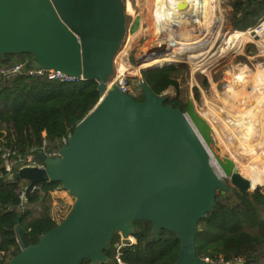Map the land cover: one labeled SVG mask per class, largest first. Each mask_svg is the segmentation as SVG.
I'll return each instance as SVG.
<instances>
[{
	"label": "water",
	"instance_id": "water-1",
	"mask_svg": "<svg viewBox=\"0 0 264 264\" xmlns=\"http://www.w3.org/2000/svg\"><path fill=\"white\" fill-rule=\"evenodd\" d=\"M179 1L178 9L188 10ZM126 15L122 0H0V57L28 55L26 71L94 80L102 95L58 157L41 154L44 167L26 165L10 175L29 182L26 199L38 184L56 182L75 203L36 245L27 240L18 218L22 252L8 264H107L105 251L114 237L129 243L134 223L143 221L152 224L154 236L169 231L177 237L176 264H215L198 255L200 221L215 208L219 192L258 188L233 160L211 151L213 129L192 99L183 112L167 106L168 97L156 96L143 80L144 102L110 85L127 36ZM199 35L204 38L206 32ZM209 45L200 39L182 55ZM173 46L158 45L148 56L170 54ZM141 63L142 58L136 65ZM149 68L140 67V73Z\"/></svg>",
	"mask_w": 264,
	"mask_h": 264
},
{
	"label": "trees",
	"instance_id": "trees-1",
	"mask_svg": "<svg viewBox=\"0 0 264 264\" xmlns=\"http://www.w3.org/2000/svg\"><path fill=\"white\" fill-rule=\"evenodd\" d=\"M123 1V0H122ZM233 8L231 25L234 31H246L255 27L264 16V0H230ZM124 3V1H123ZM129 18L126 15V28ZM249 48V47H248ZM30 60L28 55L1 56L0 70L21 66L25 69ZM219 62L209 69L210 74ZM221 63V62H220ZM185 65H164L141 72L142 78L156 96H165L170 90L176 95L169 97L167 106L187 109L180 79L187 74ZM139 93L130 95L144 102L140 80ZM204 89L209 87L207 78L202 77ZM130 83V80H129ZM199 99V90L195 89ZM102 95L99 83L94 80L64 83L47 77L29 76L23 73L7 77L0 75V255L2 264H8L22 252L17 234V219L27 240L38 244L40 238L56 228L68 214L58 220L54 214L61 210L66 201L57 196L64 191L56 182L41 183L26 199L29 182L12 180L4 156L12 162L26 160L43 165L41 154H57L66 144L76 126L94 109ZM45 143L47 146L45 147ZM45 149L43 150V148ZM26 165L21 163L19 167ZM264 176V166L262 167ZM261 176V177H263ZM264 179V177H263ZM260 180V181H259ZM252 187L264 186L261 178ZM228 183V182H227ZM68 204L73 208L74 198ZM72 207L70 208V206ZM68 211V213H70ZM135 243H127L120 249L124 264H176L181 252V243L169 231L152 235V224L137 222L133 225ZM121 244L116 235L105 253L107 264H119L116 259L117 246ZM198 255L215 264H264V189L243 193L238 189L219 192L215 208L200 221L197 235ZM82 264H91L85 261Z\"/></svg>",
	"mask_w": 264,
	"mask_h": 264
},
{
	"label": "rangeland",
	"instance_id": "rangeland-1",
	"mask_svg": "<svg viewBox=\"0 0 264 264\" xmlns=\"http://www.w3.org/2000/svg\"><path fill=\"white\" fill-rule=\"evenodd\" d=\"M123 1L126 7L127 16L129 18L128 27H127V36L120 50V53L118 54L116 58L115 72H114L111 82L121 72L128 73L129 75H131L129 76L130 86L136 95L139 93L138 92L139 90L138 89L136 90V88H138L136 80L137 79L140 80L142 78V75L139 71L141 69L149 68V67H143L142 63L141 65H136V62L140 58H142V62L146 59L153 58V56L152 57L148 56L149 52L152 49L158 47L157 45L158 41L156 40L157 37L154 36L155 26L152 24V20H151V16H153L154 14L152 10L154 7L152 3L151 13L150 15H147L149 13V6L145 5V3L141 2L140 0H123ZM151 1L152 0H148L146 2H148L149 4ZM220 8H221V14L224 17V21H225L224 30L222 32V36L217 41L216 45H214L213 51L212 52L210 51L211 54L208 52L210 50L209 49L210 47L208 46L205 50H203L205 52L201 51L199 53H196V52L190 53L188 54V56L179 55L175 58H171L172 59L171 62L172 61L180 62L181 64H184L185 68L187 69L186 71L187 74L185 76H182L180 79L181 87L184 92L183 94L184 96H186L185 98L187 100L192 99V101H194L197 112L200 114V116H202V118H204L208 122L209 125H211L213 129V132H212L213 143L211 146V151L217 154L220 158H224V157L230 158L231 160L235 162L238 168V171L241 170L243 172V169H244V171L248 173L247 175L254 177V173H256L257 170H261L262 167L264 166V153L261 156V161L259 162L262 164H260V166L257 167L258 165L251 164L250 161L247 162V159L249 157L248 154L247 155L236 154L235 152L232 151L233 148L234 149L238 148V151L241 152L242 147L240 146L239 143H238L239 146L236 144V142L237 141L239 142V140L235 139L236 137L234 138L233 130L230 128V123L228 124L229 121L232 124L233 122L232 119L234 118V115L232 116V118L231 116H229V114L233 110L234 105H230L232 103L230 102V100H228V98L233 99L234 97H233L232 92L230 91L226 92L225 89L229 86V84H232L233 86H235L233 84L235 82L233 81L237 77L236 75L240 72L238 70L243 69L248 74H250V77L248 78H251L254 74H258V76L255 77V82L251 84L252 85L255 84V90H258L259 92L261 90L264 91L263 89L264 53H262V51L259 52L257 46L254 44L248 46L249 48L243 45L240 49L241 51H235L236 45L232 39V36L236 31L233 32L234 28L231 25V17H232V12H233V8L231 7V1L230 0H220ZM221 14H218V13L214 14L213 16L215 20H218ZM135 18L137 19V25L134 27L133 19ZM178 23L179 24L177 25L173 24L172 26H169L168 30L174 32L173 30L175 29L176 32L174 33L176 34V36H179V37L181 36L184 39L187 38V36L185 35L189 33H194V32L195 33L192 34V37L197 36L199 38L200 36L199 30L205 29L202 26H200L201 27L200 28L199 26L193 25L191 23V20L189 21V19H181L178 21ZM171 27H174V29H172ZM214 31L216 30L213 28V31H211V34L213 37L210 36V40L214 38L215 36ZM207 35L208 34H206V36ZM161 56H165V54ZM161 56H158V57H161ZM195 56H201V57L208 56L204 58V60L206 59L205 61L208 60L209 62H212L211 60H213V61H216L213 64H216L217 62L219 63L210 74H206L202 72L201 70L203 69V67L193 70L194 69L192 68L193 64L191 63L190 59L194 58ZM171 62L167 61V62L161 63L158 65V67H162ZM233 74L234 76L232 77ZM202 77L207 78L209 82V87L207 89H204V87L202 86V81H201ZM195 89L199 90V99L198 97H196L197 92L195 91ZM258 91L254 95H256ZM246 93L251 94L252 92L250 93V91H246L245 94ZM249 94L246 96H243L239 100V103H241V106H246V104H248L250 100H253L250 103H254L255 96H253V94L249 96ZM175 95H176V91L173 89L168 91L165 94V96H167L168 98L174 97ZM258 95L259 94H257V96ZM215 104H216L215 106L216 112L219 109V111L221 112L220 113L221 115L215 114L214 116V112L211 110V108ZM225 106L232 109L230 113L222 112V108ZM249 108L250 107L248 106L247 109ZM234 140L236 141L234 142ZM213 163L215 165V168L219 172L220 176L222 177V179H224V181L226 182H229V179L225 176V174L219 168V166L217 165L214 159H213ZM263 177H261L262 181L264 180ZM258 188L264 189V186L258 187ZM64 194H65L64 198L66 201V205H64L61 210L56 209V211H54V214L58 220H61L64 214L66 215L69 214L68 204L71 203L72 198H68L66 197V193ZM72 205L70 206V208L72 207Z\"/></svg>",
	"mask_w": 264,
	"mask_h": 264
},
{
	"label": "bare ground",
	"instance_id": "bare-ground-1",
	"mask_svg": "<svg viewBox=\"0 0 264 264\" xmlns=\"http://www.w3.org/2000/svg\"><path fill=\"white\" fill-rule=\"evenodd\" d=\"M140 1L145 3V5L149 6V13L147 15H150L151 6L153 3L154 8L152 10L154 14L153 16H151V20H152V24L155 26L154 36L157 37L156 38V40L158 41L157 45H166L169 48L175 44V46H173V49L171 48L172 51L170 54H166L165 56H161V57H153L146 59L142 62L143 67H151L167 61H171L172 60L171 58H175L179 55L184 54L190 48V45L193 41L196 42L200 39L205 44H210L209 45L210 50L208 52L211 54L214 45H216L217 41L222 36L225 21H224V17L221 14L220 0H183V2L186 3L189 7L188 10L186 11H181L178 9L177 6L180 3L179 0H152L149 4L148 2H146L148 0H140ZM216 13L221 14L218 20H215L213 16ZM181 19H189V21L191 20V23L193 25L199 27L202 26L205 29L199 30V34L205 31L206 34L208 35L205 36L204 38H201L200 36L199 38L197 36L192 37V34L195 33L194 32L185 35L187 36L186 39H184L181 36H180L181 38L179 36H176V34L174 33L176 32L174 27H171L172 29H174L173 30L174 32L169 31L168 27L172 26L173 24L174 25L179 24L178 21ZM213 28L216 30L214 31L215 36L210 40V36H212L211 31H213ZM232 39L236 45L235 51H241L240 49L243 45H246L249 42H251L250 35L242 31L235 32L232 36ZM262 53H264V50L262 51ZM206 57L195 56L194 58L190 59L191 63L193 64L192 67L194 68L193 70L200 67H203V69L201 70H205L216 62L213 60H211L212 62H209L208 60L205 61L206 59L204 60V58ZM238 71L240 72L236 75L237 77L235 76L236 78L233 81L235 82L233 83L235 86L229 84V86L225 89L226 92L230 91L233 94L234 97L233 99L228 98V100H230V102L232 103L230 105H234L233 110L225 106L222 108V112L230 113L232 110L229 116H231L232 118V116L234 115V118L232 119L233 121L232 124L229 120H228L229 121L228 124L230 123V128L233 130L234 138L236 137L235 139L239 140V142L237 141L236 144L238 146L240 144L242 150L241 152H239L238 148L236 149L233 148L232 151L235 152L236 154H242V155L248 154L249 157L247 159V162L250 161L251 164L258 165L257 167H259L260 164H262L259 162L261 161V156L264 153V91L261 90L259 92L258 90H255V84L253 85L251 84L255 82V77L258 76V74H254L251 78H248L250 77V74H248L245 70L240 69ZM123 74H124L123 72L120 73V75ZM233 76L234 74L232 75V77ZM263 89H264V84H263ZM246 91H250V93L252 92L251 94L255 96V101L254 103H250L253 101L250 100V102L246 104V106H241L239 100L243 96L249 94V93L245 94ZM257 91H258L257 94H259L258 96L257 94L254 95ZM251 94H249V96ZM215 106L216 104L211 108V110L214 112V116L215 114L218 115L221 113L219 109L216 112ZM248 106L250 107L249 109H247ZM235 141L236 140H234V142ZM239 173L242 175V177L249 180L253 185L255 181L261 178V176L263 175V170L262 169L257 170L256 173H254V177L247 175L248 173H246L244 169L243 172L239 170ZM251 179L254 181H252Z\"/></svg>",
	"mask_w": 264,
	"mask_h": 264
},
{
	"label": "built area",
	"instance_id": "built-area-1",
	"mask_svg": "<svg viewBox=\"0 0 264 264\" xmlns=\"http://www.w3.org/2000/svg\"><path fill=\"white\" fill-rule=\"evenodd\" d=\"M242 32L249 34L250 37H251V42L246 44L245 47H248V46L254 44V45L257 46L259 52L264 50V16L260 19V21L258 22V24L255 27L250 28V29H248L246 31H242ZM245 47H244V49H245ZM23 71L25 72V74H27L29 76L47 77L49 80H58V81H61V82H64V83L77 82V80H75L73 78L66 77L65 75H63V74H61L59 72H55V71H35V70L26 71L21 66L14 67V68H12L10 70H6V71L0 70V75L3 74L5 76H7V77H11L13 75H17L19 73H23ZM129 76H131V75H129L128 73H124L123 75L118 74V76L111 82L110 85L111 86L112 85H117L119 87V89L121 90V92L129 94V95H134L135 92L133 91V89L131 88L130 83H129V80H130ZM140 81H141V79H140ZM140 81H139V84H140ZM44 146L46 147L47 144L45 143ZM45 147L43 148V150L45 149ZM59 154L60 153L52 154V155L45 154V155L47 157H50V158H55V157H58ZM4 159H5L6 168H7V170L9 172H12V170L14 168H16V167H18V169L21 168V167H19V165L21 163H24V162H26V165H36L38 167H44V164L41 165V164L32 162L33 156L28 157L26 160L19 159L16 162H12L8 155H5ZM26 165H24V166H26ZM121 241H122L121 244H119L117 246L118 252H117V255H116V259H117V262L119 264H124V262L121 259L120 249L123 246L127 245V242L123 241L122 239H121ZM129 243L134 244L135 243L134 238H131Z\"/></svg>",
	"mask_w": 264,
	"mask_h": 264
},
{
	"label": "crops",
	"instance_id": "crops-1",
	"mask_svg": "<svg viewBox=\"0 0 264 264\" xmlns=\"http://www.w3.org/2000/svg\"><path fill=\"white\" fill-rule=\"evenodd\" d=\"M134 21H133V25H134V27L137 25V19L135 18V19H133ZM64 193H66L65 191H61V192H59L58 193V195L57 196H60L61 198H64L65 197V194ZM64 195V196H63ZM66 197H68L69 198V195L66 193ZM65 199V198H64Z\"/></svg>",
	"mask_w": 264,
	"mask_h": 264
},
{
	"label": "flooded vegetation",
	"instance_id": "flooded-vegetation-1",
	"mask_svg": "<svg viewBox=\"0 0 264 264\" xmlns=\"http://www.w3.org/2000/svg\"><path fill=\"white\" fill-rule=\"evenodd\" d=\"M210 67H211V66H210ZM208 69H209V67H208ZM208 69H207V70H208Z\"/></svg>",
	"mask_w": 264,
	"mask_h": 264
}]
</instances>
